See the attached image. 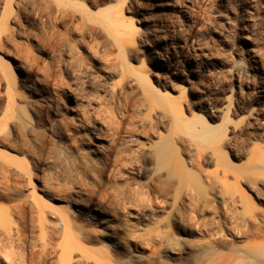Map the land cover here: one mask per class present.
<instances>
[{
    "label": "rangeland",
    "instance_id": "1",
    "mask_svg": "<svg viewBox=\"0 0 264 264\" xmlns=\"http://www.w3.org/2000/svg\"><path fill=\"white\" fill-rule=\"evenodd\" d=\"M0 244L264 264V0H0Z\"/></svg>",
    "mask_w": 264,
    "mask_h": 264
},
{
    "label": "bare ground",
    "instance_id": "2",
    "mask_svg": "<svg viewBox=\"0 0 264 264\" xmlns=\"http://www.w3.org/2000/svg\"><path fill=\"white\" fill-rule=\"evenodd\" d=\"M191 122V121H190ZM192 123L193 124H197L199 123L200 124V128L196 131H192V134L195 135L196 137H199L201 139H204L205 141H211L213 140L217 134L219 133V130L218 128H213L212 126H209L208 123L206 121H204L201 117H197V118H194V120H192ZM190 125H192L190 123ZM63 223H64V227L66 229V231L69 229V222L64 220L63 219ZM15 245V244H14ZM0 251L5 253L6 256H9V254L11 253V249L9 248H6L5 247V244H0ZM19 264H25V259H20Z\"/></svg>",
    "mask_w": 264,
    "mask_h": 264
}]
</instances>
